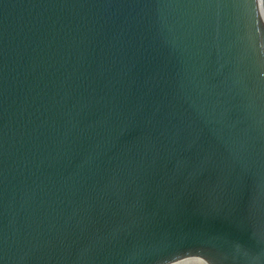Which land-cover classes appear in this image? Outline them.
I'll return each instance as SVG.
<instances>
[{"label": "water", "instance_id": "95a60500", "mask_svg": "<svg viewBox=\"0 0 264 264\" xmlns=\"http://www.w3.org/2000/svg\"><path fill=\"white\" fill-rule=\"evenodd\" d=\"M0 264H264V0H0Z\"/></svg>", "mask_w": 264, "mask_h": 264}]
</instances>
